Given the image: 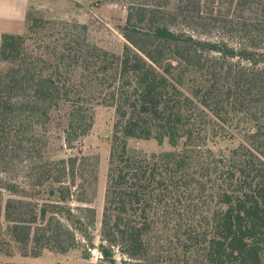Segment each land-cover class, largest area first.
Wrapping results in <instances>:
<instances>
[{"label":"trees","instance_id":"obj_1","mask_svg":"<svg viewBox=\"0 0 264 264\" xmlns=\"http://www.w3.org/2000/svg\"><path fill=\"white\" fill-rule=\"evenodd\" d=\"M27 16L24 32L0 43V61L12 63L0 76V249L11 241L37 256L82 243V257L95 249L101 264H264V46L235 49L149 22V43L124 33L115 55L71 37L43 44L53 23ZM94 99L115 112L98 243L94 209L71 208L76 159L45 156L36 138L63 103L64 141L84 135L82 106ZM247 104L253 131L208 148L231 136L220 124L239 125ZM128 139L173 150L146 155Z\"/></svg>","mask_w":264,"mask_h":264},{"label":"rangeland","instance_id":"obj_2","mask_svg":"<svg viewBox=\"0 0 264 264\" xmlns=\"http://www.w3.org/2000/svg\"><path fill=\"white\" fill-rule=\"evenodd\" d=\"M130 10V23L134 32H128L124 27ZM263 11L264 0H86L65 4L49 0L31 6L27 17L53 23V31H57L55 37H47L51 32L46 29L40 33L46 35L43 44L48 45H52L57 38L67 40V37H71L86 40L107 52L120 55L123 45L127 43L124 33L131 34L139 45L150 42L144 30H147V23L152 22L166 25L175 32L185 31L196 38L223 42L235 49L247 46L260 52L264 46ZM139 14L142 15L140 20ZM237 61L234 59L231 62ZM11 65L9 61H0V76L6 75ZM82 109L87 110L84 114L90 126L84 135L74 137L70 144L64 141L69 119V106L66 103L57 109L60 118L39 127L37 132L40 137L36 138L40 142L45 140V144L40 143L45 156L76 159L71 208L74 211L76 207L94 209V224L89 230L94 242L98 243L115 112L113 107L99 104L96 99L83 105ZM254 111L252 105L247 104L238 117L239 125H235L234 121H230L231 127L220 124L231 136L219 139L216 143L208 139L207 147L218 152L242 142V136L255 128ZM210 131L209 126L208 136ZM127 145L132 151L146 155L173 150L166 140L159 144L154 139H128ZM82 245L80 243L66 253L43 250L39 255L32 256L29 253L24 255L10 241L0 249V264H101L95 249L90 250L87 259L83 258ZM116 260L117 264H129L121 263L118 257Z\"/></svg>","mask_w":264,"mask_h":264},{"label":"crops","instance_id":"obj_3","mask_svg":"<svg viewBox=\"0 0 264 264\" xmlns=\"http://www.w3.org/2000/svg\"><path fill=\"white\" fill-rule=\"evenodd\" d=\"M49 0H0V43L3 34L21 35L25 29L26 14L31 6ZM55 3H82L86 0H51Z\"/></svg>","mask_w":264,"mask_h":264}]
</instances>
